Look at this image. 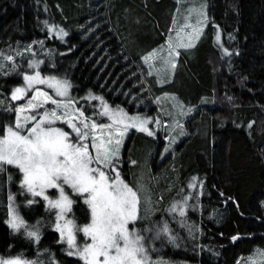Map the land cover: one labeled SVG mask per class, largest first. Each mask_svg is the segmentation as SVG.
Listing matches in <instances>:
<instances>
[{
	"label": "trees",
	"instance_id": "trees-1",
	"mask_svg": "<svg viewBox=\"0 0 264 264\" xmlns=\"http://www.w3.org/2000/svg\"><path fill=\"white\" fill-rule=\"evenodd\" d=\"M204 1L209 14L205 35L192 51L178 57L168 83L159 84L154 74L149 75L142 57L166 43L178 0H0V52L15 56L24 70L30 55L25 49L31 45L34 58L44 61L41 74H66L73 84L72 96L91 91L129 115L159 116L162 125L172 121L161 115L155 102L163 93L176 94L187 107L195 108L194 116L182 119L186 134L173 146L174 154L163 159L160 153L167 144L163 126L149 124L156 131L155 138L132 129L121 149L120 169L128 183H133L140 168L149 171L156 187L151 219L167 220L180 237L179 247L157 241V257L178 264H237L257 247L264 248V0ZM45 21L69 35L59 39L49 33ZM220 31L232 55L220 49L221 41L216 44ZM49 50L50 56L46 55ZM17 51L23 57L16 56ZM144 71L147 74L142 76ZM22 84L18 73L0 75V93L5 96ZM47 91L52 94L51 89ZM142 101L146 104L141 105ZM7 103L0 106V124L14 118L4 110ZM90 103L99 110L98 101ZM85 108L86 115L92 111L87 104ZM101 119L108 122L107 117ZM9 172L11 184L6 174L0 178V255L22 253L40 264H49L50 259L55 264H82L66 255V245L55 243L59 234L47 225L43 207L33 206L39 218L45 217L39 245L22 233H13L4 222L8 191L16 194L17 203L24 199L19 195L18 170L9 166ZM192 177H197L198 185L203 182L199 207L186 209L184 218L178 212L169 215L164 210L184 195L191 193L188 203L196 204L199 188L187 187ZM33 209L20 207L29 224L38 218ZM75 214L88 221L79 205ZM181 219L195 225L194 238L180 227ZM237 235L241 238L233 243Z\"/></svg>",
	"mask_w": 264,
	"mask_h": 264
},
{
	"label": "snow or ice",
	"instance_id": "snow-or-ice-1",
	"mask_svg": "<svg viewBox=\"0 0 264 264\" xmlns=\"http://www.w3.org/2000/svg\"><path fill=\"white\" fill-rule=\"evenodd\" d=\"M197 15L195 25H184L192 29L187 44H173L171 39L167 42L170 58L173 53L179 56V52L175 51L177 47L194 46L191 39L200 35L206 19L203 10ZM44 23L49 33H54L61 40L69 35L62 27L57 30V26H49L47 21ZM216 39L219 41L220 36L217 35ZM39 43L43 44L42 41ZM25 51L30 55L24 70H21L23 65L16 62L15 56L0 52V75L7 76L15 72L23 78L22 86L13 87L7 96L0 93V106H4L7 100L4 110L14 116L0 124V178L6 174V182L11 184L13 174L9 172V166L17 169L19 195L24 198L17 203L16 194L8 191V218L4 222L13 233H22L26 239L39 245L44 220L39 218L38 210L33 209L34 205H39L44 209L47 225L59 234L55 243L66 245L63 249L66 255L78 258L82 264H165L159 257L155 260L152 258V253L158 251L156 242L160 241L163 245L166 240L179 247L177 240L180 237L173 233L167 220L150 218L155 214V209H142L138 194L141 187L129 186L120 172L121 149L129 130L136 129L155 138L156 131L148 125L154 123L158 127L164 126L161 120L159 117L129 115L120 105L112 107L103 96L94 95L91 91L85 96H72L73 84L66 74L62 77L42 75L39 69L44 61L34 58L31 45ZM223 51L232 55L227 48H223ZM156 52L153 50L142 60L149 62ZM15 55L23 57L24 53L17 51ZM46 55L50 56L51 50ZM165 64H170L173 69L176 67L172 59L166 60ZM51 66L56 67L55 63ZM29 69L34 71L29 73ZM161 71L157 70L158 76ZM148 74H152L151 65ZM157 82L163 81L158 79ZM41 85L51 89L52 94L43 90ZM162 95L169 96L168 93ZM93 100L99 102V110L97 105L90 103ZM18 101L24 102L13 103ZM160 101L161 97L155 98L157 104ZM85 104L92 109L87 115ZM184 107L182 103L179 104V117L194 111L193 107H187L186 111ZM103 117H107L108 122H103ZM58 122L61 126H57ZM165 124V139L168 143L160 153L162 159L166 154H174L173 146L178 137L186 134L184 124L178 118L174 117L170 124ZM177 129V135H172ZM129 162L137 164L136 160L130 159ZM187 187L199 188L196 204L189 205L188 201L193 198L189 193L182 196L181 200L174 201L165 212L169 215L178 212L179 217L184 218L186 209L195 211L199 207L203 182L200 181L198 185L197 177H192ZM49 190L53 191L49 193ZM151 203V199L145 197L144 205ZM74 205H79L84 219L89 222L77 223ZM21 206L36 212L38 218L35 224H29L20 214ZM179 224L187 228L189 236H193L194 224H188L184 219ZM80 233L83 235L78 243L77 235ZM238 238L233 237V240ZM54 255L50 253V257ZM0 264L40 262L28 260L20 253L7 257L0 255ZM49 264H55L54 259H50Z\"/></svg>",
	"mask_w": 264,
	"mask_h": 264
},
{
	"label": "rangeland",
	"instance_id": "rangeland-1",
	"mask_svg": "<svg viewBox=\"0 0 264 264\" xmlns=\"http://www.w3.org/2000/svg\"><path fill=\"white\" fill-rule=\"evenodd\" d=\"M178 4H179L178 10H177L175 18L173 19L174 22H173L170 30L166 32V43L164 45H161V47L159 49H156L157 52H156L155 57L146 63L148 66L151 65L152 74H154L157 77V79H160L161 81H163L162 83H159V84H163L165 82L168 83L169 81L172 80L173 75H174V70H176V67L178 65V60H179L181 54L183 55L185 52L192 51L195 44L205 35L204 30L206 29L207 23L209 21V19H208L209 18L208 6H207L208 4L204 0H178ZM200 10L204 11V13L206 14V19H205V22L202 26L200 35L195 39H191V43L194 46L191 48L177 47L175 49V51L179 52V56H175V54L173 53V57L170 58L168 55L167 42L169 41V39H171L173 44H178L180 42L187 44L189 42V39L191 38L190 34L192 32V29L184 27V25L186 23L195 25L196 21L198 19L197 14ZM218 35L220 36L219 41H221V45L218 44L219 41H217L216 44H218L220 49L223 50V48H227L232 53V48L229 46V44H227L225 41H223L221 31L219 32ZM34 46H37L38 48H40V46H38L37 44H35ZM32 51L35 53V50H32ZM169 59H172L173 62H175L176 67L174 69L171 68L170 64H167V65L165 64V61L169 60ZM157 70H162L160 72L159 76L157 74ZM146 74H147V72L144 71L142 73V76H145ZM40 87L45 91H47V89H48L47 86H45V85H41ZM159 97H161V101L158 105L160 108L159 110H160L161 115L164 116L165 118H171V119H173L174 117L178 118L184 124V121H182V119H184V117H179L177 114L179 111V104L182 103L185 106L184 107L185 111L187 110V106L180 100L179 96L176 94L174 95V94L170 93L168 97H164L163 95L159 96ZM172 97H174L175 99L173 100ZM23 102L24 101H18L17 103L19 104V103H23ZM139 103L141 105H143V104L145 105L146 101H142ZM174 104L176 105L175 107H174ZM169 113H171V115H169ZM196 113H197L196 109L194 108L193 113H190L185 117L186 118L192 117ZM165 122L166 121H163V125H164L163 129L166 126ZM167 124H170V123L167 122ZM57 126H61L59 124V122H58ZM184 126H185V124H184ZM148 127L151 129L150 125H148ZM65 130H68V129L65 127ZM131 130L132 129H130L129 132ZM164 131H165V129H164ZM178 131L179 130L177 129L176 132L172 133V135H177ZM128 133L126 134V136H128ZM165 136H164V139H165ZM181 137H183V136L178 137L177 142L180 140ZM126 138L127 137H125L124 142H125ZM165 141L168 143V141L166 139H165ZM121 153H122V150H121ZM144 167H145V165H144ZM120 172H121L122 178L125 180L124 175H123L124 173H123L122 169H120ZM148 173H149V171L146 168H142V169L140 168V170L136 173V179L133 181V183L132 182L128 183V181H126V180H125V182L128 183L129 186H133L134 188L137 185H139L141 187V190L139 191L138 194H139L140 199H141L142 209L145 207H147L149 209H155L153 206V203H151V205H147V206L144 205L145 197H148L151 199L152 198V189L156 188L154 186L155 184H154V180H153L152 176ZM52 191L53 190H49V193H51ZM151 202H152V199H151ZM75 206L76 205L73 206L74 212H75ZM76 217H77V223H84V221H82L81 216L76 215ZM43 218L45 220V217H43ZM87 222H89V221H87ZM82 235H83L82 233L77 235L78 243L81 242ZM261 253H264V248L257 247V249L252 254H249L248 256H246V258H244V260L238 261L237 264H264V255H261ZM152 258L154 260L157 259V252L152 253ZM160 259H162L165 262V264H178L176 261L165 260L163 258H160ZM181 264H188V263L183 262Z\"/></svg>",
	"mask_w": 264,
	"mask_h": 264
},
{
	"label": "water",
	"instance_id": "water-1",
	"mask_svg": "<svg viewBox=\"0 0 264 264\" xmlns=\"http://www.w3.org/2000/svg\"><path fill=\"white\" fill-rule=\"evenodd\" d=\"M237 237H239L238 239H240L241 238V236L239 235V236H237ZM237 241V239H235V240H233V242H236Z\"/></svg>",
	"mask_w": 264,
	"mask_h": 264
},
{
	"label": "bare ground",
	"instance_id": "bare-ground-1",
	"mask_svg": "<svg viewBox=\"0 0 264 264\" xmlns=\"http://www.w3.org/2000/svg\"><path fill=\"white\" fill-rule=\"evenodd\" d=\"M237 236H239V235H237ZM237 236H234V237H237ZM232 242H233V238H232ZM234 243V242H233Z\"/></svg>",
	"mask_w": 264,
	"mask_h": 264
}]
</instances>
